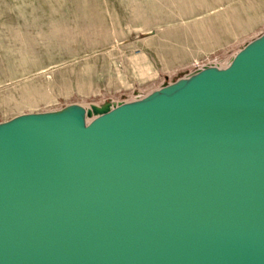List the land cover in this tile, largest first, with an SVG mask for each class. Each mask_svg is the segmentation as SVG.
<instances>
[{"label": "water", "instance_id": "1", "mask_svg": "<svg viewBox=\"0 0 264 264\" xmlns=\"http://www.w3.org/2000/svg\"><path fill=\"white\" fill-rule=\"evenodd\" d=\"M0 264H264V33L140 98L1 122Z\"/></svg>", "mask_w": 264, "mask_h": 264}, {"label": "rangeland", "instance_id": "2", "mask_svg": "<svg viewBox=\"0 0 264 264\" xmlns=\"http://www.w3.org/2000/svg\"><path fill=\"white\" fill-rule=\"evenodd\" d=\"M264 33V0H0V123L129 101Z\"/></svg>", "mask_w": 264, "mask_h": 264}, {"label": "bare ground", "instance_id": "3", "mask_svg": "<svg viewBox=\"0 0 264 264\" xmlns=\"http://www.w3.org/2000/svg\"><path fill=\"white\" fill-rule=\"evenodd\" d=\"M85 110L91 107V104L89 105H81Z\"/></svg>", "mask_w": 264, "mask_h": 264}, {"label": "built area", "instance_id": "4", "mask_svg": "<svg viewBox=\"0 0 264 264\" xmlns=\"http://www.w3.org/2000/svg\"><path fill=\"white\" fill-rule=\"evenodd\" d=\"M217 65V64H216ZM218 66H221V67H223L222 65H218ZM141 97V96H140ZM140 97H137V98H140Z\"/></svg>", "mask_w": 264, "mask_h": 264}]
</instances>
